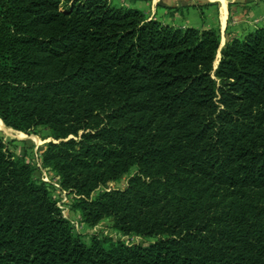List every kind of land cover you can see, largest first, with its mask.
<instances>
[{
	"label": "trees",
	"instance_id": "16d2710c",
	"mask_svg": "<svg viewBox=\"0 0 264 264\" xmlns=\"http://www.w3.org/2000/svg\"><path fill=\"white\" fill-rule=\"evenodd\" d=\"M219 44L111 0H0V120L48 130L82 223L152 239L84 241L0 136V264H264V25Z\"/></svg>",
	"mask_w": 264,
	"mask_h": 264
},
{
	"label": "rangeland",
	"instance_id": "374dc122",
	"mask_svg": "<svg viewBox=\"0 0 264 264\" xmlns=\"http://www.w3.org/2000/svg\"><path fill=\"white\" fill-rule=\"evenodd\" d=\"M112 3L116 6H128L137 8L147 16L148 19H155L160 21L162 24L168 26L179 27L176 25L175 21L184 20V15L181 13L180 15H175L174 12H171L172 7L170 3L175 0H111ZM182 1V0H180ZM186 1V0H183ZM218 0H187L188 3L201 4L204 3V7H197V10H190L189 18L193 24H198L201 20H204L201 17L200 9H209L213 7H217ZM228 4L231 3L232 0H226ZM157 4V5H156ZM156 5V9H155ZM190 5V4H188ZM196 8L195 6H193ZM191 6H186L188 10L193 8ZM184 8L186 11L187 9ZM178 10L182 11V7L178 8ZM186 11V13L188 12ZM183 18V19H180ZM168 21V23L164 22ZM197 22V23H196ZM203 22H207L206 19ZM170 23V24H169ZM195 28V27H194ZM208 29V28H204ZM216 29V28H214ZM218 32V31H217ZM220 43L224 41V36L227 34V31L218 32ZM245 34V33H244ZM243 34V35H244ZM222 44H219V49L222 47ZM215 56V60L213 62V67L217 66L220 57V50ZM9 128V127H7ZM12 130L15 135L19 136H8L0 131V136L2 139L8 144L9 148L14 151L17 155L24 157V159L33 164L36 168L34 170V178L39 179L43 182L51 184L52 187V195L57 200L58 206L61 208L64 216L70 221L74 231L80 234L84 241L87 243L90 242L92 236L97 237H108L109 240L113 242H123L126 244H142L146 245L148 242L152 241V239H144L137 236H124L120 234L118 231L112 229L107 220L101 221L98 225L94 227H88L84 223L81 222L79 213L71 207L73 204V197L68 194L66 191L60 188L59 182L57 178L51 174L49 171L44 169L41 165V151L44 149L45 144L52 139L49 137V132L45 128H38L34 133L26 134V133H17L16 130ZM19 132V131H18ZM11 140V142H9ZM127 180V176L123 177L121 180L117 182H110L107 186L108 189H122L125 187Z\"/></svg>",
	"mask_w": 264,
	"mask_h": 264
},
{
	"label": "crops",
	"instance_id": "0c3cea01",
	"mask_svg": "<svg viewBox=\"0 0 264 264\" xmlns=\"http://www.w3.org/2000/svg\"><path fill=\"white\" fill-rule=\"evenodd\" d=\"M217 2V7L200 9L202 10L200 11L201 17L207 22L201 20L198 24H193L190 21L189 12L191 9L197 10V7H204V3L194 5V3H188L187 0H175L170 3V6L172 7L171 12H174L175 15L181 13L184 15V20L175 21L179 27L216 28L219 33L224 30L227 31L224 41L220 43L222 45L233 37H240L244 33L264 25V0H232L230 4L226 0H218ZM156 5L155 9L157 8ZM180 6L182 11L178 10ZM186 6H195L196 8L193 7L188 10ZM184 8L188 10L187 13ZM180 19L183 18L180 17ZM164 22L168 23V21Z\"/></svg>",
	"mask_w": 264,
	"mask_h": 264
},
{
	"label": "bare ground",
	"instance_id": "6f19581e",
	"mask_svg": "<svg viewBox=\"0 0 264 264\" xmlns=\"http://www.w3.org/2000/svg\"><path fill=\"white\" fill-rule=\"evenodd\" d=\"M0 131L3 132L5 135H8V136H13L15 135L10 129H8L3 123L2 121L0 120ZM15 136H19L20 135H15Z\"/></svg>",
	"mask_w": 264,
	"mask_h": 264
},
{
	"label": "water",
	"instance_id": "95a60500",
	"mask_svg": "<svg viewBox=\"0 0 264 264\" xmlns=\"http://www.w3.org/2000/svg\"><path fill=\"white\" fill-rule=\"evenodd\" d=\"M3 123V122H2Z\"/></svg>",
	"mask_w": 264,
	"mask_h": 264
}]
</instances>
